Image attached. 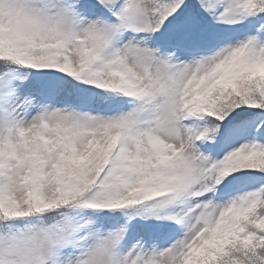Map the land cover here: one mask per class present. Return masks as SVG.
<instances>
[{
    "label": "snow or ice",
    "instance_id": "obj_1",
    "mask_svg": "<svg viewBox=\"0 0 264 264\" xmlns=\"http://www.w3.org/2000/svg\"><path fill=\"white\" fill-rule=\"evenodd\" d=\"M0 264H264V0H0Z\"/></svg>",
    "mask_w": 264,
    "mask_h": 264
}]
</instances>
